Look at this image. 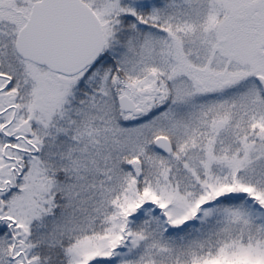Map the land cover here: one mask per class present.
<instances>
[{
    "label": "snow or ice",
    "instance_id": "snow-or-ice-1",
    "mask_svg": "<svg viewBox=\"0 0 264 264\" xmlns=\"http://www.w3.org/2000/svg\"><path fill=\"white\" fill-rule=\"evenodd\" d=\"M0 264H264V0H0Z\"/></svg>",
    "mask_w": 264,
    "mask_h": 264
}]
</instances>
